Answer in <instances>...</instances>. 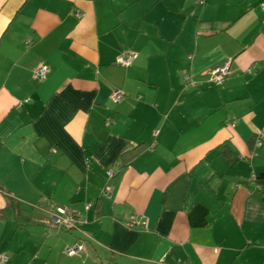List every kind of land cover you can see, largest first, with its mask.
I'll use <instances>...</instances> for the list:
<instances>
[{
	"label": "crops",
	"instance_id": "1",
	"mask_svg": "<svg viewBox=\"0 0 264 264\" xmlns=\"http://www.w3.org/2000/svg\"><path fill=\"white\" fill-rule=\"evenodd\" d=\"M262 2L0 0L6 264H264Z\"/></svg>",
	"mask_w": 264,
	"mask_h": 264
},
{
	"label": "built area",
	"instance_id": "2",
	"mask_svg": "<svg viewBox=\"0 0 264 264\" xmlns=\"http://www.w3.org/2000/svg\"><path fill=\"white\" fill-rule=\"evenodd\" d=\"M260 8L264 10V2L260 4ZM79 15V14H76ZM137 59V54L133 52H125L122 55H120L117 59L118 65L121 67H129L131 66L134 61ZM229 66L230 61H226L223 65L214 68L210 71V81L216 85H220L225 80L226 76L229 73ZM47 75V68L44 66L39 67L35 71V78L41 80L45 78ZM184 81L186 84L190 82V78L185 76ZM125 98V94L120 90H115L111 94V100L113 103L118 104ZM108 178H111L113 174L107 173L106 175ZM105 196L109 195V190L107 187L103 189L102 192ZM89 205H86V208H88ZM50 220L52 225L55 228H67L74 226L75 224H83L85 221L80 220V214L76 212H71L67 207L60 206L56 209V211L51 214ZM139 225L144 226L145 222L140 221L138 222ZM129 225V224H128ZM129 226H132L130 224ZM84 251V244L82 242H76L72 245H69L65 248L64 253L65 255L69 257L78 256ZM0 262L6 263L7 262V256L4 254H0Z\"/></svg>",
	"mask_w": 264,
	"mask_h": 264
},
{
	"label": "trees",
	"instance_id": "3",
	"mask_svg": "<svg viewBox=\"0 0 264 264\" xmlns=\"http://www.w3.org/2000/svg\"><path fill=\"white\" fill-rule=\"evenodd\" d=\"M257 182L259 183V184H264V176H261V177H259V178H257ZM67 228H69V227H67ZM58 229V228H57ZM5 255V254H4ZM7 256V255H6ZM7 262H8V257H7ZM6 262V263H7ZM1 263V262H0ZM6 263H1V264H6Z\"/></svg>",
	"mask_w": 264,
	"mask_h": 264
}]
</instances>
